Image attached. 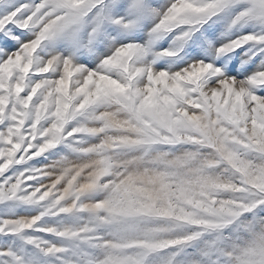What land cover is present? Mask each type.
<instances>
[{"label":"snow or ice","instance_id":"6c2138e0","mask_svg":"<svg viewBox=\"0 0 264 264\" xmlns=\"http://www.w3.org/2000/svg\"><path fill=\"white\" fill-rule=\"evenodd\" d=\"M0 264H264V0H0Z\"/></svg>","mask_w":264,"mask_h":264}]
</instances>
